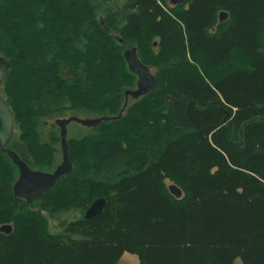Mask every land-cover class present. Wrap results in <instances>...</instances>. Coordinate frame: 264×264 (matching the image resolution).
I'll return each mask as SVG.
<instances>
[{"label": "trees", "instance_id": "16d2710c", "mask_svg": "<svg viewBox=\"0 0 264 264\" xmlns=\"http://www.w3.org/2000/svg\"><path fill=\"white\" fill-rule=\"evenodd\" d=\"M164 6L0 0V56L7 33L9 53L19 55L14 90L30 89L17 97L6 82L13 104L1 93L21 131L11 147L31 169L57 164L60 135L45 139L43 121L119 115L137 78L124 50L136 47L158 83L127 116L72 139L73 170L32 204L14 198L18 169L0 152V227L13 224L11 234L0 233V264H119L125 254L139 264H264V0ZM114 40L121 52L108 54ZM46 150L52 157L44 161ZM100 198L104 211L84 220Z\"/></svg>", "mask_w": 264, "mask_h": 264}, {"label": "water", "instance_id": "95a60500", "mask_svg": "<svg viewBox=\"0 0 264 264\" xmlns=\"http://www.w3.org/2000/svg\"><path fill=\"white\" fill-rule=\"evenodd\" d=\"M186 0H170L173 7L182 5ZM227 13H220L219 22L222 23L227 20ZM122 44V41L119 40ZM157 46V43L154 44ZM123 58L127 63L128 70L137 76V84L135 90H126L125 106L118 116L110 117L103 116L100 118H80L71 116L66 119H57L55 125L58 127L60 133V147L62 153V163L52 173L36 171L30 169L19 156L7 148L8 142L13 136L14 119L8 105L0 97V151L7 156L13 165L18 169L19 177L14 183L13 193L18 199L24 200L28 204H32L36 197L44 192L53 190L60 178L68 175L73 170V165L69 159V143L67 141L68 126L71 123H77L87 128H98L100 124L111 121H118L122 118L125 109L128 106L129 100H139L142 97L156 91L158 83L155 75L152 74L150 68L144 65L138 57V50L136 47L127 49ZM8 63L1 57L0 58V87L4 81V77L8 72ZM170 194L176 199L183 197V192L174 184L168 188ZM106 200L103 198L97 199L89 206L84 213V220H92L98 217L105 209ZM13 232L11 225H3L0 227V233L9 235Z\"/></svg>", "mask_w": 264, "mask_h": 264}, {"label": "rangeland", "instance_id": "374dc122", "mask_svg": "<svg viewBox=\"0 0 264 264\" xmlns=\"http://www.w3.org/2000/svg\"><path fill=\"white\" fill-rule=\"evenodd\" d=\"M165 4L166 6H164L165 9H170V8H174L171 4H170V0H165ZM95 5V3H94ZM103 15L101 13L98 12V21H102L103 20ZM47 20L46 22H44L43 26L41 27L42 31L44 33H46L47 30H49L48 28V25H50V21H49V16H46ZM2 44H1V56L0 57H3L5 58V60L7 61V63L9 62L10 64V68L8 69V73L5 75L4 77V81H3V84H2V90H3V94L4 96L6 97L7 101L10 102V103H14V97L12 95H10L8 92H7V84L6 82L8 83V88L11 92V94H15L17 97L19 96H23L25 94H27L29 92V88L26 86V83H25V80L26 78H21V81L23 82V84L26 86L24 87L23 89L19 88V87H15V90H14V86L13 84H15L14 82V75H15V70H13V66L15 65V59H17V57H19L18 54L16 58L13 57V55H11L10 50L12 49V47L9 46V42H8V35L7 33H4L2 34ZM89 46H93L94 47V44L91 42V41H87L86 42ZM57 46L59 44H56ZM120 43H118V41L114 40L113 42H111L110 44H107V52L108 54L110 53H120L121 50L119 49L120 47ZM59 47H62L61 45H59ZM145 56L146 57H149L151 55V50H150V46L149 47H145ZM125 51V50H124ZM124 51H123V54H124ZM116 55V54H115ZM77 61H80V64L78 66V69L81 70L83 72V76H85L87 78L88 81H92L94 82V80H92L89 76V73H87V69H89V65L88 63H86V61H84L83 59H78ZM82 62V63H81ZM9 64H8V67H9ZM152 72L153 75H156V70L153 66L149 65L148 66ZM120 68L123 69L122 65H120ZM17 71V70H16ZM134 77H132V80L131 82L128 84H132V83H135V87L131 90H135L136 88V84H137V78L136 80ZM22 86V84H19ZM128 85L124 86V87H127ZM93 103H98L97 100H94V99H91ZM138 101V100H136ZM132 99L129 100V103H128V106L127 108L125 109L122 117H125L127 116L130 111H131V107L133 106V104L136 102ZM122 110V109H121ZM129 111V112H128ZM87 112V111H86ZM78 117L80 118H91V119H96V118H100V116H98L97 114H88V113H84V114H79L77 115ZM70 117V116H69ZM68 118V116H64L62 114L60 115H57L54 117V119H51V120H48V121H43V128H42V135L44 136L45 139H48V140H51V136H59V130L57 126H55V121L57 119H66ZM16 123V122H15ZM92 129L94 128H87V127H84L82 125H79L77 123H71L69 126H68V133H67V141L68 143L74 139V138H81L82 136L84 135H87V134H90ZM20 130L17 128H15V133H16V138L17 139H20ZM56 148H59V152L54 155L55 156V160H56V163L60 164L62 162V153H61V147H60V137H59V144L56 145ZM74 154L77 153V151L74 149ZM80 155V154H79ZM75 156H78V155H75ZM51 158L52 157V153L50 150H46V156L45 157H42L41 159H43L44 161H46L47 158ZM85 159V156H78V160L79 162L80 161H83ZM38 171H42L44 170L43 172H47V164L46 163H42V165H39V168L36 169ZM60 183V182H59ZM61 185L60 186H57L58 188L62 189L63 188V182L60 183ZM172 183L170 181H166L165 182V187H167V189L169 188V186H171ZM42 215V217L44 219H46L45 221H47L48 219L46 218L47 216L43 213H40ZM51 231L56 233L58 231V229L56 228V223L54 221L51 220ZM13 225V224H12ZM11 225V226H12ZM119 264H139V260L136 256L134 255H131V254H125L121 261L119 262Z\"/></svg>", "mask_w": 264, "mask_h": 264}, {"label": "flooded vegetation", "instance_id": "af4514ba", "mask_svg": "<svg viewBox=\"0 0 264 264\" xmlns=\"http://www.w3.org/2000/svg\"><path fill=\"white\" fill-rule=\"evenodd\" d=\"M3 84V83H2ZM1 90H2V85H1V87H0V97L5 101V103L8 105V103H7V101H6V99L3 97V95H2V93H1ZM8 107H9V109H10V111L12 112V109H11V107L8 105ZM12 114H13V112H12ZM13 119H14V128H13V136H12V138L10 139V141L8 142V145H7V148L9 149V150H11V151H13V152H15L13 149H12V144H14V142L15 141H17L18 139L16 138V133H15V128H16V123H15V118H14V114H13ZM1 152V151H0ZM16 153V152H15ZM17 154V153H16ZM4 155V154H3ZM18 155V154H17ZM5 156V155H4ZM7 157V156H6ZM8 158V157H7ZM20 158V157H19ZM9 159V158H8ZM21 159V158H20ZM10 160V159H9ZM11 161V160H10ZM24 162V161H23ZM12 163V162H11ZM25 163V162H24ZM59 163V162H58ZM56 164V166H55V168L51 171V172H48V173H52V172H54L55 170H56V168L62 163H60V164ZM13 164V163H12ZM26 164V163H25ZM28 166V165H27ZM29 167V166H28ZM30 168V167H29ZM31 169V168H30ZM32 170H35V169H32ZM36 171H38V170H36ZM43 172V171H42ZM19 177V176H18ZM16 182V181H15ZM14 186V185H13ZM12 194H13V196H14V193H13V188H12ZM14 198H16L15 196H14ZM24 201V200H23ZM25 202V201H24Z\"/></svg>", "mask_w": 264, "mask_h": 264}, {"label": "bare ground", "instance_id": "6f19581e", "mask_svg": "<svg viewBox=\"0 0 264 264\" xmlns=\"http://www.w3.org/2000/svg\"><path fill=\"white\" fill-rule=\"evenodd\" d=\"M218 14V13H217ZM218 16H219V14H218ZM263 41H264V39H263ZM169 191V190H168ZM43 198V197H42ZM106 200V199H105ZM45 202V201H44ZM95 219V218H94Z\"/></svg>", "mask_w": 264, "mask_h": 264}]
</instances>
